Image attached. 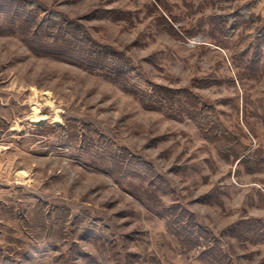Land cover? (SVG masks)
Returning <instances> with one entry per match:
<instances>
[{"label": "rangeland", "instance_id": "374dc122", "mask_svg": "<svg viewBox=\"0 0 264 264\" xmlns=\"http://www.w3.org/2000/svg\"><path fill=\"white\" fill-rule=\"evenodd\" d=\"M0 264H264V0H0Z\"/></svg>", "mask_w": 264, "mask_h": 264}, {"label": "trees", "instance_id": "16d2710c", "mask_svg": "<svg viewBox=\"0 0 264 264\" xmlns=\"http://www.w3.org/2000/svg\"><path fill=\"white\" fill-rule=\"evenodd\" d=\"M43 24L45 25V22H43ZM149 92H150V95H149V96L151 97L153 91H149ZM155 97H156V96H155ZM164 97H165V96H164ZM164 100H167V97H165Z\"/></svg>", "mask_w": 264, "mask_h": 264}]
</instances>
